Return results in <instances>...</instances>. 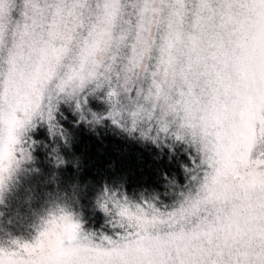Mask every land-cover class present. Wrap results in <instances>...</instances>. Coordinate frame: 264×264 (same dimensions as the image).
<instances>
[{
    "label": "snow or ice",
    "instance_id": "1",
    "mask_svg": "<svg viewBox=\"0 0 264 264\" xmlns=\"http://www.w3.org/2000/svg\"><path fill=\"white\" fill-rule=\"evenodd\" d=\"M14 173L44 212L0 264H264V0H0Z\"/></svg>",
    "mask_w": 264,
    "mask_h": 264
},
{
    "label": "rangeland",
    "instance_id": "2",
    "mask_svg": "<svg viewBox=\"0 0 264 264\" xmlns=\"http://www.w3.org/2000/svg\"><path fill=\"white\" fill-rule=\"evenodd\" d=\"M43 212L28 177L12 174L0 186V248L33 242L41 227Z\"/></svg>",
    "mask_w": 264,
    "mask_h": 264
},
{
    "label": "trees",
    "instance_id": "3",
    "mask_svg": "<svg viewBox=\"0 0 264 264\" xmlns=\"http://www.w3.org/2000/svg\"><path fill=\"white\" fill-rule=\"evenodd\" d=\"M82 151H88L93 157L94 162L100 163L104 159L116 158L117 156H124L129 159L130 163H134L133 157L139 155V149L130 144H122L116 140H98L84 138L82 144Z\"/></svg>",
    "mask_w": 264,
    "mask_h": 264
}]
</instances>
